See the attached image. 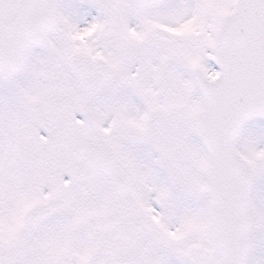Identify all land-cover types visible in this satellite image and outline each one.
<instances>
[{
    "label": "snow or ice",
    "instance_id": "1",
    "mask_svg": "<svg viewBox=\"0 0 264 264\" xmlns=\"http://www.w3.org/2000/svg\"><path fill=\"white\" fill-rule=\"evenodd\" d=\"M0 264H264V0H0Z\"/></svg>",
    "mask_w": 264,
    "mask_h": 264
}]
</instances>
